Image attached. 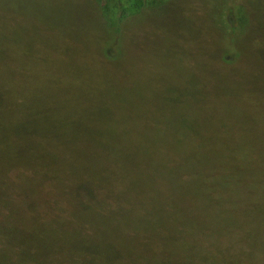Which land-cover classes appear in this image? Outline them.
Wrapping results in <instances>:
<instances>
[{
	"label": "rangeland",
	"instance_id": "rangeland-1",
	"mask_svg": "<svg viewBox=\"0 0 264 264\" xmlns=\"http://www.w3.org/2000/svg\"><path fill=\"white\" fill-rule=\"evenodd\" d=\"M122 2L0 0V42L4 40L10 48L14 43L25 44L21 46L25 57L32 59L24 64L25 80L30 91L41 94L42 107L52 117L91 113L90 104L81 106L73 99L95 95L100 103L114 108L116 138L126 150L137 149V158L146 157L143 140L120 108L124 105L144 126L160 125L174 140L178 138L174 131L186 123L175 120L178 107L166 98L173 91H188L191 101L185 110L189 121L198 123L204 135L218 130V143L230 149L235 160H247L254 154L256 140L264 137V0H147L141 13L125 21L116 33L117 5ZM232 30L236 36L227 42ZM119 38L117 56L111 59L108 43ZM232 50L237 54L235 65L229 63ZM112 63L117 68L108 71ZM103 120L93 125L76 120L69 132L59 128L42 132L37 128L40 123H35L20 141L26 156L0 158V264L158 263L160 255L153 242L158 234L151 232L150 225L161 210L169 208L166 205L174 204L176 200L169 199L174 190L134 186L148 180L146 172H135L134 179L126 176L123 193L130 199L137 193L143 200L149 197L153 204L145 216L134 210L117 228V238L124 246L138 247L132 257L122 252L116 255L104 225L93 222L98 211L89 199L72 200L86 189L85 194L90 195L87 187L91 183L78 182L87 163H74L78 155L73 154L74 148H67L80 145L86 156H92L95 149L103 151L97 148L105 141L100 129ZM69 133L75 135L69 137ZM189 137L184 139L190 141ZM207 137L206 142L210 140ZM261 141L264 144V138ZM50 152L54 156L46 155ZM64 162L72 170L60 169V174L76 177H61L60 186L50 187L55 178L48 168ZM21 165L28 168L19 170ZM260 192L264 198V180ZM100 196L108 201V193L96 191L94 197ZM188 210L185 208V213ZM114 215L108 206L109 231ZM80 222L85 227L84 237L76 238L72 232L81 227ZM223 222H219L217 233L236 237L233 225L227 219ZM188 230L183 229L179 236L185 238ZM206 234L210 240L215 237L213 232ZM64 254L72 258L65 259ZM23 256L34 262H24ZM223 261L218 253L216 263L225 264Z\"/></svg>",
	"mask_w": 264,
	"mask_h": 264
},
{
	"label": "trees",
	"instance_id": "trees-1",
	"mask_svg": "<svg viewBox=\"0 0 264 264\" xmlns=\"http://www.w3.org/2000/svg\"><path fill=\"white\" fill-rule=\"evenodd\" d=\"M146 2L147 0H123L120 5H117L116 33L121 32L125 21L141 13ZM230 36H236L235 30L231 31L229 38L226 37L227 42L234 40ZM120 40L121 38L108 43L112 46L108 53L109 58L115 59L117 56V45L120 44ZM22 45L25 44L14 43L10 48L4 40L3 43L0 42V158L12 154L16 155L17 159L26 156L22 152L20 141L24 139L23 134H26L32 125L35 126V123H40L37 128H40L42 132L58 128L69 132L76 120L93 125L94 121L104 119L100 129L105 141L97 146V148H104L103 151L95 149V152H91L92 156H86L80 145L79 147L70 145L67 150L72 151L71 149L74 148L73 154L78 155L74 163H87L83 167V175L81 174L78 182L91 183V186L87 187L90 195L85 194L86 189L84 194H77V197L73 196L72 200L89 199L91 204L95 205L94 209H97L98 213L94 210L96 213H94L93 222L98 220L104 225L108 236L114 241L112 244L116 248V255L122 252L126 257H132L130 254L138 249L137 246H124L117 238L119 224L127 221L134 210L145 216L148 208L153 206L149 197L143 200V197L141 198L137 193L130 199L128 194L123 193L122 187H124L126 176L134 179L137 174L135 172L142 171L146 172L144 177H148V180L136 182L134 186L140 185L144 190L150 187L160 192L175 191L169 197L176 200L174 204L166 205L169 208L161 210L150 225L151 232L158 234V239L153 240L157 243V253L160 255L157 264H163V262H166L165 264H217L218 253L225 264H264V198L260 192V184L264 180V144L261 141L264 137L256 140L259 142L254 144V154H250L247 160H235L231 154L232 151L218 143V130L208 131L204 135L203 130L197 127L198 123L189 121V115L185 110V106L191 101L188 91H185V94L173 91L174 93L170 92L171 95H168L166 99L178 107L175 120H183L187 124H184V127L180 124V129H174V133L178 135L177 140L170 139L160 125L147 123L144 126L136 121V117L130 110H125L124 105L120 108L129 119L132 130L143 140L146 157L137 158V149L126 150L125 145L116 138L112 123L115 121L114 108L100 103L97 96L88 95L83 99L78 96L73 99L81 106L90 104L91 113L75 112L70 118L58 119L45 111L42 107L41 94L30 91L25 80L28 74L25 72L27 65L24 64L32 59L25 57L26 50L21 47ZM231 53L233 59L229 63L235 65L237 54L233 50ZM20 64L21 66H18ZM65 64H67L66 61ZM112 65L113 68L108 67V71L117 68L114 63ZM88 98L91 100L88 101ZM248 127L252 131L253 127ZM73 135L75 134L69 133V137ZM187 135L190 136V141L184 139ZM204 137L210 140L206 142ZM62 140L65 141L63 138ZM179 146L183 149L182 153ZM46 155L54 156L51 152ZM68 166L70 165L64 162V164H56L54 168H48L55 178L50 182V187H54V184L60 186L61 177H65L60 174V169L72 170ZM26 168L28 166L21 165L18 169L26 170ZM75 177L76 174H73L65 178ZM72 186H68L67 189H71ZM222 187L224 191L221 190ZM96 191L108 193V201L101 196L94 197ZM182 191L185 193L183 194ZM16 194H21L20 188L16 187ZM145 203L148 204L147 208ZM108 206L115 212L114 225L110 231L107 228ZM188 207V213H185L184 209ZM72 213L75 215L76 211ZM224 219L233 225V233L236 237H232L231 233H217L219 222L224 223ZM77 220L79 221V218ZM204 222L206 223L203 226ZM80 224L81 227H76L72 232L76 238L83 236L85 227L81 222ZM183 229H189V234L185 238L179 236ZM92 230L95 231V227ZM210 232L215 234L212 240L206 234ZM117 244H120L121 249ZM76 249L79 250V246ZM105 250L107 249H102L101 252ZM106 252L108 256V251ZM63 257L72 258L71 254H64ZM23 258L26 263L34 262L28 260V257L23 256ZM6 262L10 263L8 260Z\"/></svg>",
	"mask_w": 264,
	"mask_h": 264
}]
</instances>
